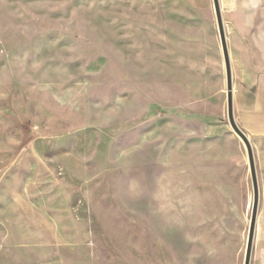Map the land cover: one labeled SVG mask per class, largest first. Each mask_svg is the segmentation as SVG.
Here are the masks:
<instances>
[{
  "label": "rangeland",
  "instance_id": "rangeland-1",
  "mask_svg": "<svg viewBox=\"0 0 264 264\" xmlns=\"http://www.w3.org/2000/svg\"><path fill=\"white\" fill-rule=\"evenodd\" d=\"M219 4L264 264V0ZM253 203L212 0H0V264H243Z\"/></svg>",
  "mask_w": 264,
  "mask_h": 264
},
{
  "label": "water",
  "instance_id": "water-1",
  "mask_svg": "<svg viewBox=\"0 0 264 264\" xmlns=\"http://www.w3.org/2000/svg\"><path fill=\"white\" fill-rule=\"evenodd\" d=\"M212 1H213V7L215 11V17H216L219 37L221 41V49L223 53L224 66H225L226 90H227V117H228V121H229L231 128L240 137V139L243 141L244 145L246 146L247 157H248V162H249V169H250L252 185H253L254 203H253L252 216H251V221H250V227H249L245 254H244V262H243V264H250L251 254H252V249H253V244H254V238H255L256 212H257V206H258V184H257V178H256V170L254 166V158H253V153H252L250 142L248 138L246 137V135L239 129V127L237 126L234 120L233 98H232V72H231V66H230V59L228 55L224 24L222 20V13L220 9L219 0H212Z\"/></svg>",
  "mask_w": 264,
  "mask_h": 264
},
{
  "label": "crops",
  "instance_id": "crops-1",
  "mask_svg": "<svg viewBox=\"0 0 264 264\" xmlns=\"http://www.w3.org/2000/svg\"><path fill=\"white\" fill-rule=\"evenodd\" d=\"M259 117H260V116H259V115H257V116L255 117V119H256V118H259ZM255 119H254V120H255ZM262 126H263V125H262ZM261 128H263V127H261Z\"/></svg>",
  "mask_w": 264,
  "mask_h": 264
}]
</instances>
